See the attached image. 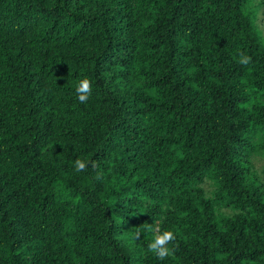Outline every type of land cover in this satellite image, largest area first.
Returning a JSON list of instances; mask_svg holds the SVG:
<instances>
[{
  "label": "trees",
  "instance_id": "trees-1",
  "mask_svg": "<svg viewBox=\"0 0 264 264\" xmlns=\"http://www.w3.org/2000/svg\"><path fill=\"white\" fill-rule=\"evenodd\" d=\"M260 18L264 0H0V264H264Z\"/></svg>",
  "mask_w": 264,
  "mask_h": 264
},
{
  "label": "clouds",
  "instance_id": "clouds-1",
  "mask_svg": "<svg viewBox=\"0 0 264 264\" xmlns=\"http://www.w3.org/2000/svg\"><path fill=\"white\" fill-rule=\"evenodd\" d=\"M251 60V57L247 56L243 52L240 53L239 63L242 65H247ZM92 91L91 81L87 78L81 79L76 87L77 99L80 103H86L88 97ZM74 171L80 172L87 169V162L77 158L73 163ZM148 230L153 231V239L148 243L147 249L150 253L154 254L158 259L164 260L174 254V242L176 240V234L171 229H165L164 231H159L158 229H153L152 225L146 226ZM139 232L136 236H139Z\"/></svg>",
  "mask_w": 264,
  "mask_h": 264
},
{
  "label": "rangeland",
  "instance_id": "rangeland-1",
  "mask_svg": "<svg viewBox=\"0 0 264 264\" xmlns=\"http://www.w3.org/2000/svg\"><path fill=\"white\" fill-rule=\"evenodd\" d=\"M260 25L264 29V19L260 18Z\"/></svg>",
  "mask_w": 264,
  "mask_h": 264
}]
</instances>
